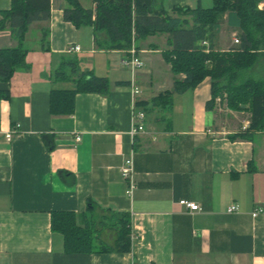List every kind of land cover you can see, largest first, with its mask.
<instances>
[{
  "label": "crops",
  "instance_id": "obj_1",
  "mask_svg": "<svg viewBox=\"0 0 264 264\" xmlns=\"http://www.w3.org/2000/svg\"><path fill=\"white\" fill-rule=\"evenodd\" d=\"M77 1L94 10L92 0ZM10 3L0 0V19ZM198 6L201 0H154L153 11L190 28V16L174 8ZM66 7L64 0H51L50 18L40 26L47 29L46 50L39 42L28 48L26 68L0 82V264H264V131L237 137L245 130L231 121L237 112L224 113L216 100L207 110L209 78L173 94L170 105L152 104L183 79L163 58L172 49L168 34L134 41L143 63L136 81L108 78L122 73L117 62L126 51L104 50V33L65 22ZM234 24L224 18L215 50L233 47ZM77 42L88 55H100L80 71L105 78L109 89L105 95L78 93L71 114L53 115L50 93L75 88L73 77L56 73H69L73 61L67 57L82 53ZM15 45L9 30H0V49ZM72 46L79 52L68 53ZM137 111L144 113L147 133L131 137ZM15 125L20 135L6 143L4 134ZM127 158L136 185L130 197L119 172ZM180 201L199 210L188 211ZM89 202L129 216L130 252H63L61 236L50 230L51 214L78 215ZM231 205L238 211L228 214Z\"/></svg>",
  "mask_w": 264,
  "mask_h": 264
},
{
  "label": "trees",
  "instance_id": "obj_2",
  "mask_svg": "<svg viewBox=\"0 0 264 264\" xmlns=\"http://www.w3.org/2000/svg\"><path fill=\"white\" fill-rule=\"evenodd\" d=\"M63 20L74 28L91 27L94 33H104L107 41L104 50L126 51L132 41L156 34H168L171 50L163 53L175 80L172 91L158 95L153 105L171 104L173 94H182L195 88L205 78L210 80V100L206 109H212L216 98L226 95L230 110L247 111L248 127L237 137H250L264 128V79L249 72V68L264 56V9H258L261 0H212V6L193 10L174 8L187 13L192 26L162 12H154V0H92L94 10L83 9L77 0H64ZM10 9L1 13L0 30L7 29L16 45L0 49V82H8L13 73L25 69L28 49L24 39L33 23L43 24L50 18L51 0H10ZM236 30L238 44L226 51L213 48V41L224 18ZM40 46L46 50L47 29L40 28ZM205 42L203 46L200 43ZM69 73L62 69L57 78H74L71 91L50 93V113L69 115L73 112V98L78 93L105 95L108 82L105 78L82 72L77 62L70 63ZM124 85L123 82L116 83ZM1 97L7 98V94ZM220 102V101H219ZM50 230L62 238L66 254L128 253L131 251L129 216L110 209L87 204L81 214L54 212L50 217Z\"/></svg>",
  "mask_w": 264,
  "mask_h": 264
},
{
  "label": "built area",
  "instance_id": "obj_3",
  "mask_svg": "<svg viewBox=\"0 0 264 264\" xmlns=\"http://www.w3.org/2000/svg\"><path fill=\"white\" fill-rule=\"evenodd\" d=\"M233 44H238V40L236 37H233ZM201 45L205 46L206 43L202 42ZM78 46H72L70 47L67 52H79ZM121 64L125 68H129L132 72L134 70L140 69L143 65L142 60L138 56V51L134 47V40L132 41L131 47L126 50V57L121 61ZM131 93L133 96H137L139 94V91L136 87L133 85L131 86ZM216 102H219V98L215 99ZM144 113L142 111H137L132 113L131 116V127L129 130V135L131 137H134L138 134H146L147 132L144 129ZM247 124L243 127L245 129L247 127ZM18 125H15L14 129L11 131H8L4 134V141L6 143L10 142L13 138H16L20 135L18 132ZM75 141L79 140V137L74 138ZM120 176L122 180L126 183V190L125 195L130 197L132 195L133 190L136 188L135 182L133 180V168H132V162L131 159L127 158L124 159L122 165L119 168ZM179 205L187 209L188 211H198L199 207L194 203H189L187 201H180ZM238 211V207L236 205H231L226 209V213H234ZM257 212L253 214V216L256 215Z\"/></svg>",
  "mask_w": 264,
  "mask_h": 264
},
{
  "label": "rangeland",
  "instance_id": "obj_4",
  "mask_svg": "<svg viewBox=\"0 0 264 264\" xmlns=\"http://www.w3.org/2000/svg\"><path fill=\"white\" fill-rule=\"evenodd\" d=\"M261 1L264 3V0H261ZM211 6H212V0H201V7L202 8L206 9V8L211 7ZM40 26H41V24H39V23H33V24H31V27H29L28 33L26 34V37H25V46H26L27 49L28 48L32 49L36 45L39 46L40 38L37 35V32L40 29ZM84 27H88V26H81L80 28H78V30L79 29H84ZM82 31H84V30H82ZM38 34H39V32H38ZM40 37H41V34H40ZM82 37L84 38V34L83 33H82ZM235 37H237L236 34H235ZM37 38H39L38 41H37ZM81 42L83 44V40H81ZM77 44L82 49V53L80 55H71L70 57H67V58L72 60V61H77V66H78L79 69L81 68V70H82L83 68H86L85 66H87L88 64H93V60H94V62H96L98 59H100L98 57L100 55H98V56L97 55H90V54L88 55L86 53L87 52L86 48L82 44H80L79 42H77ZM45 47H46V45H45ZM103 61H105L104 57H103ZM117 65H119V69L121 70L122 73L118 74L116 72H110V75H109L108 78H112L113 76H116V77L119 76V77L128 78L132 82L136 81L140 69L134 70L132 72L129 68L123 67L120 62H117ZM249 72L254 74L255 78L259 77L261 79H264V56L260 57L253 64V66L251 68H249ZM219 101L220 102H218V104L223 107L222 110H224V113L228 114L229 112L226 109H228V110H230V109L226 106V95H222V97L219 98ZM230 111L237 112V114H238V115H236L237 119L236 120H231V121H235V122L241 124L242 125V126L240 125L241 128L246 125V124L243 125L244 121L247 120V122L249 124L250 115H249V113L247 111H245V110L244 111H235V110L233 111V110H230ZM248 124H247V127H248ZM259 130L260 131H264V128L263 129H259Z\"/></svg>",
  "mask_w": 264,
  "mask_h": 264
}]
</instances>
